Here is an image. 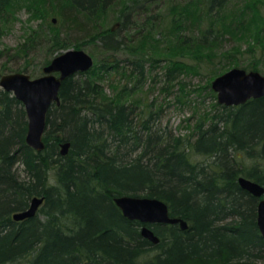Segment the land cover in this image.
Returning <instances> with one entry per match:
<instances>
[{"label": "trees", "instance_id": "trees-1", "mask_svg": "<svg viewBox=\"0 0 264 264\" xmlns=\"http://www.w3.org/2000/svg\"><path fill=\"white\" fill-rule=\"evenodd\" d=\"M10 1L0 0V21ZM46 1V13H57L60 22L49 20L44 38L34 30L18 56L43 46L41 40L49 55L43 65L71 45L97 42L101 56L62 81L60 104L48 109L41 151L25 142L23 105L0 88V264H264L257 198L237 181L244 176L264 186V96L238 105L216 101L189 135L160 127L153 102L139 108L142 97H133L146 70L162 60L148 52L160 43L156 33L168 42L165 81L180 84L178 75L196 65L178 59L184 55L179 48L236 35L246 9L231 12L230 0ZM109 8L119 21L114 30L101 28ZM62 26L87 38L71 42ZM190 26L197 35L182 39L180 31ZM228 67L215 69L209 81ZM17 71L26 73L27 66ZM102 80L116 90L111 97ZM64 141L70 146L61 155ZM123 194L162 200L169 215L188 227L150 224L159 237L150 242L140 233L143 223L114 203L113 196ZM33 196L44 197L37 214L12 220L11 213L27 208Z\"/></svg>", "mask_w": 264, "mask_h": 264}, {"label": "rangeland", "instance_id": "rangeland-1", "mask_svg": "<svg viewBox=\"0 0 264 264\" xmlns=\"http://www.w3.org/2000/svg\"><path fill=\"white\" fill-rule=\"evenodd\" d=\"M45 5H47L46 0H11L6 7V19L0 21V74L22 70L24 66H27L26 73L32 74L30 75L31 77H36L42 73L43 63L49 57L44 40L40 39L43 42V46L37 45L28 56L23 53L19 57L18 54L21 53L19 47L23 43L28 42L29 45L30 37H32L34 30L38 31L37 38H44L47 22L53 18L55 19V21H52L53 25L60 22V17L57 13H46L47 7ZM161 6L163 5L159 3L158 7L161 8ZM227 6L231 12L236 11V9L238 12L242 10L245 12L244 9H246L247 20L244 27L241 28V31L238 30L236 35L225 34L214 45L199 46L193 49H191V46L188 48L187 44L181 46L179 49L184 55L182 57L179 56L178 59L196 65V67L194 66L195 71L178 75L177 80L184 86L165 81L163 72L169 59V49L165 48L168 42L163 40L166 38L156 33V39L160 40V43L156 46V51L153 52L147 49L149 54L153 55V58L162 60L154 63L153 67L149 66L150 71L146 70L142 80V87L133 97H142V104H139V108H142V106L145 108L146 104L152 101L154 111L160 114L159 126L174 134H192L196 119L201 115H207V111H214L212 110V105L217 101L216 93L213 91L214 96L205 87L209 83L211 88V82L218 74L220 75L232 67L264 73V0H252L250 5L246 4V0H230ZM114 10L112 12V8L108 9V19L103 22L105 24H102L101 28H111L116 22H119L114 20ZM165 11V9H160V12ZM190 28L191 26L187 30L180 31L182 39L188 35H197L198 32ZM61 29L71 42L82 41L87 38L85 32L69 30L65 26H62ZM37 38H35V41ZM170 40H172V37ZM171 44L172 42L169 44L170 47L172 46ZM97 47V42H94V44L86 43L81 49L89 53L96 61V58L101 56ZM69 48L74 47L71 45ZM194 55H198L200 58ZM52 56L54 57L55 54L50 55V57ZM229 57L232 59L230 62ZM233 61H237L238 65H232ZM250 64L256 65V69H250ZM227 65H230V67L214 75L209 81V76L213 74L215 69L218 71L221 66L227 67ZM146 66H148V62ZM101 83L106 95L111 97L116 90L106 80H102ZM166 86L168 87L167 89ZM133 97L131 95L130 98H127L130 100ZM178 98L182 99L184 103H179L177 101ZM38 218H43L42 213L38 214Z\"/></svg>", "mask_w": 264, "mask_h": 264}, {"label": "water", "instance_id": "water-1", "mask_svg": "<svg viewBox=\"0 0 264 264\" xmlns=\"http://www.w3.org/2000/svg\"><path fill=\"white\" fill-rule=\"evenodd\" d=\"M118 25L119 22H116L111 29L114 30ZM93 65V57L85 50L68 48L56 54L36 77L22 71L0 75V88L12 93L23 104L27 120L25 142L28 146L35 151L44 148L43 135L48 109L53 104H60L59 88L62 81L76 72L89 70ZM211 88L220 104H242L250 98L264 96V73L232 67L216 76L211 82ZM69 146V141L60 142V154L65 155ZM238 182L257 198L256 222L264 237V186L243 176L238 178ZM43 201V196H33L27 208L13 212L12 218L22 220L35 216ZM113 201L125 217L143 223L140 233L152 243H157L159 237L150 224L171 223L179 224L181 229L187 228V222L180 217L170 216L167 204L158 198L123 194L113 196Z\"/></svg>", "mask_w": 264, "mask_h": 264}, {"label": "bare ground", "instance_id": "bare-ground-1", "mask_svg": "<svg viewBox=\"0 0 264 264\" xmlns=\"http://www.w3.org/2000/svg\"><path fill=\"white\" fill-rule=\"evenodd\" d=\"M21 104H22V103H21ZM22 105H23V104H22ZM239 177H241V176H239ZM239 177H238V178H239ZM243 177H244V176H243ZM238 178H237V181H238ZM238 183H239V182H238ZM43 202H44V201H43ZM42 204H43V203H42ZM42 204H41V205H42ZM40 207H41V206H40ZM40 207H39V208H40ZM38 210H39V209H38ZM19 211H21V210H19ZM15 212H16V211H15ZM37 212H38V211H37ZM12 214H13V212L11 213V218H12ZM36 214H37V213H36ZM256 216H257V209H256ZM12 220H14V221H21V220H15V219H13V218H12ZM22 220H24V219H22ZM141 224H142V223H141ZM142 225H143V224H142ZM142 225L140 226V230H141ZM187 227H188V225H187ZM185 229H186V228H185ZM259 232H260V231H259ZM260 234H261V233H260Z\"/></svg>", "mask_w": 264, "mask_h": 264}, {"label": "flooded vegetation", "instance_id": "flooded-vegetation-1", "mask_svg": "<svg viewBox=\"0 0 264 264\" xmlns=\"http://www.w3.org/2000/svg\"><path fill=\"white\" fill-rule=\"evenodd\" d=\"M20 57V56H19ZM4 74V73H3ZM1 75V74H0Z\"/></svg>", "mask_w": 264, "mask_h": 264}]
</instances>
